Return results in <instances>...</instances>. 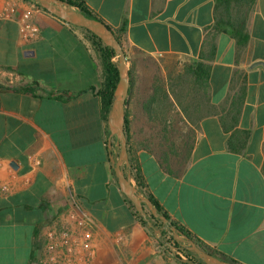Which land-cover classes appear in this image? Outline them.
I'll return each instance as SVG.
<instances>
[{
  "label": "crops",
  "instance_id": "0c3cea01",
  "mask_svg": "<svg viewBox=\"0 0 264 264\" xmlns=\"http://www.w3.org/2000/svg\"><path fill=\"white\" fill-rule=\"evenodd\" d=\"M83 1L122 35L132 68L129 119H142L144 130L151 125L140 98L153 73L159 69L168 89L167 76L184 65L201 58L209 65L198 110L181 111L195 133L185 170L167 172L143 147L135 155L147 190L172 220L223 260L264 264V0L248 10L244 46L215 29L216 0ZM8 2L26 8V0ZM33 20L39 35L26 41L15 19L0 18V185L8 187L0 188V264L37 260L46 232L66 223L71 192L95 223L94 264H203L181 247L160 246L156 229L149 232L126 202L111 162L118 145L109 146L102 113L103 66L88 34L45 10ZM144 58L157 65L140 79L134 69ZM30 87L35 94L20 90ZM242 88L237 127L249 137L233 152L222 110Z\"/></svg>",
  "mask_w": 264,
  "mask_h": 264
},
{
  "label": "trees",
  "instance_id": "16d2710c",
  "mask_svg": "<svg viewBox=\"0 0 264 264\" xmlns=\"http://www.w3.org/2000/svg\"><path fill=\"white\" fill-rule=\"evenodd\" d=\"M64 1L68 2L71 6L83 12L88 17L103 21V19L91 10L83 0ZM254 4L255 0H216L215 29L232 35L236 39L238 46L246 45L249 38L247 32V15L248 10H250ZM38 5L42 10L48 12L39 3ZM244 6L247 7L246 12L242 13L241 9L235 10V8H242ZM108 27L111 28L110 26ZM80 28L88 34L101 59L104 71V82L99 90V95L101 97L103 117L107 121L113 103L114 92L119 81V71L117 67L119 57L112 47L107 46L92 31L83 27ZM113 31L119 42L123 45L122 35L120 32L115 30ZM211 52H214V49H212ZM208 70L209 65L206 64L202 58L195 64H186L184 65L183 72H180L178 75L169 74L167 76L169 82L168 89L165 84V76L159 73V69L153 73L150 78V81L152 82L151 89L146 93L143 91L140 98L141 111L147 117L148 123L151 125V130L146 131L144 128H141V131L138 133L139 135H137L139 136V145H134L132 143L133 134L130 124L131 120L129 119L130 114L128 108H126L125 131L132 178L138 189L144 195L148 196L158 207L159 212L164 214L168 219H171L170 215L163 209L155 197L146 188V180L135 155L136 148L143 147L154 152L161 166L167 172L175 176L180 175L185 170L189 159L191 143L194 139L195 133L191 127L187 125L181 111L183 114L190 116L187 110L189 107L198 110V107L200 106L199 102L201 101V92L205 87L208 78ZM130 74H132V68L130 69ZM132 85L133 83L131 78L130 87H132ZM182 87H186L187 89L184 94L181 90ZM20 90L30 94H35L36 91L35 88L32 87L20 88ZM57 97L62 98L63 96L58 95ZM183 97H188V103L185 105ZM243 100L244 88H242V91L237 96L231 99L230 105L222 110L224 115L222 116L221 121L224 129L226 131H233L227 143L228 148L233 152H241L245 148L249 137V132L247 130H241L237 127ZM113 174L117 180L114 168ZM124 196L132 212L149 232L153 233L155 228H161L163 226L162 220L155 218L146 207L148 216L154 225L153 227H149L147 220H145V218L137 211L131 200L127 198L125 194ZM171 224L182 234H185L189 236V238L193 239L200 248L211 252L213 255H217L213 250L205 246L199 239L194 237L179 223L171 219ZM158 242L160 246L165 247L169 251L171 250V245L178 246L175 238L168 232L167 229H162ZM183 253L188 259L196 258V255L191 251L183 249ZM224 260L229 264H239L230 258H225ZM32 264L37 263L36 261H32Z\"/></svg>",
  "mask_w": 264,
  "mask_h": 264
},
{
  "label": "water",
  "instance_id": "95a60500",
  "mask_svg": "<svg viewBox=\"0 0 264 264\" xmlns=\"http://www.w3.org/2000/svg\"><path fill=\"white\" fill-rule=\"evenodd\" d=\"M33 1L39 3L48 12L65 22L92 31L107 46L112 47L119 57L117 65L119 71V81L114 92L113 103L108 115L107 124L110 131L109 146L112 147V139H115L119 148L117 157L114 155L111 156V162L120 190L131 200L137 211L145 218V220H147L149 227H153L154 225L148 216L146 207L155 218H159L168 225L166 229L175 238L179 245H171V247H181L182 249L191 251L205 264H229L225 260L213 255L211 252L203 250L193 239L189 238V236L185 234H182L171 224L170 219L159 212L158 207L153 203V201L148 196L144 195L133 183L125 131L126 108L130 91L131 74L126 52L123 45L117 39L114 31L103 21L88 17L64 0ZM12 165H15V162H12ZM155 229L160 235L162 228Z\"/></svg>",
  "mask_w": 264,
  "mask_h": 264
},
{
  "label": "built area",
  "instance_id": "2783aa9c",
  "mask_svg": "<svg viewBox=\"0 0 264 264\" xmlns=\"http://www.w3.org/2000/svg\"><path fill=\"white\" fill-rule=\"evenodd\" d=\"M5 1L0 9V18L15 19L19 25L21 37L30 41L39 35V27L33 20V13L42 10L37 2L26 0V8ZM0 188L4 191L8 187ZM70 211L62 226L49 229L44 245L37 256V264H94L97 247L94 241L95 226L93 217L82 207L79 198L70 193Z\"/></svg>",
  "mask_w": 264,
  "mask_h": 264
},
{
  "label": "rangeland",
  "instance_id": "374dc122",
  "mask_svg": "<svg viewBox=\"0 0 264 264\" xmlns=\"http://www.w3.org/2000/svg\"><path fill=\"white\" fill-rule=\"evenodd\" d=\"M137 65L138 66L135 65L134 73L136 72V69H137L138 73H135V75L137 74V76H139V78L141 79L142 75L145 72H147L146 67L147 66H156L157 63L150 60L149 58H144V59L140 60ZM131 66H132V62H131ZM133 67H134V65H133ZM143 71H145V72L143 73ZM131 118H132L131 120H132V134H133L132 143L134 145L135 144L139 145V143H138L139 136H137V135H139L138 133L141 131V128H143V120L138 118V120L136 121L135 117H131ZM118 152H119V148H118Z\"/></svg>",
  "mask_w": 264,
  "mask_h": 264
}]
</instances>
